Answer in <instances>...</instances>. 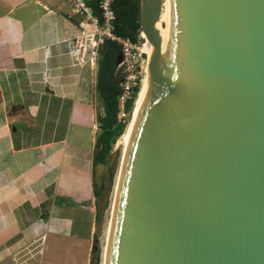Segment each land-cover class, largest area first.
<instances>
[{
    "label": "water",
    "instance_id": "water-1",
    "mask_svg": "<svg viewBox=\"0 0 264 264\" xmlns=\"http://www.w3.org/2000/svg\"><path fill=\"white\" fill-rule=\"evenodd\" d=\"M161 10L104 263L264 264V0H171L166 44Z\"/></svg>",
    "mask_w": 264,
    "mask_h": 264
},
{
    "label": "crops",
    "instance_id": "crops-1",
    "mask_svg": "<svg viewBox=\"0 0 264 264\" xmlns=\"http://www.w3.org/2000/svg\"><path fill=\"white\" fill-rule=\"evenodd\" d=\"M68 10L69 0H0V264H29L49 236L90 257L103 109L97 69L72 58Z\"/></svg>",
    "mask_w": 264,
    "mask_h": 264
},
{
    "label": "trees",
    "instance_id": "trees-1",
    "mask_svg": "<svg viewBox=\"0 0 264 264\" xmlns=\"http://www.w3.org/2000/svg\"><path fill=\"white\" fill-rule=\"evenodd\" d=\"M89 4L93 8L94 14L98 15L97 0H92ZM113 9L115 13V19L113 21L114 34L123 38H129L131 41L136 42L141 30L138 22L139 0H114ZM119 53L120 46L116 41L110 39L105 41L100 50L96 89L98 91L103 114L97 115L100 130L95 141L93 165L106 164L108 158L111 156L113 145L127 130V124H129L125 120L119 118L120 110L117 98L120 93V82L122 79V76L117 71L116 65ZM140 84L141 81L138 79L132 96L126 100L124 104V112L130 115H133L134 112L135 102L141 87ZM100 193L101 188L96 190L95 196H100ZM107 203V200H105L103 206H107ZM100 216L101 207L97 201L96 220H99ZM95 237L96 235L94 234V238Z\"/></svg>",
    "mask_w": 264,
    "mask_h": 264
},
{
    "label": "built area",
    "instance_id": "built-area-1",
    "mask_svg": "<svg viewBox=\"0 0 264 264\" xmlns=\"http://www.w3.org/2000/svg\"><path fill=\"white\" fill-rule=\"evenodd\" d=\"M91 1L69 0L67 15L69 18H75L79 27V34L72 41L71 55L74 62L81 68L93 67L100 57V50L105 41L110 39L117 42L122 57L117 65V71L122 76L117 100L119 116L124 115L125 101L132 96L137 85V67L143 52L140 40H144V37L141 30L136 42L114 34V0H97L98 15L94 14L89 4Z\"/></svg>",
    "mask_w": 264,
    "mask_h": 264
},
{
    "label": "rangeland",
    "instance_id": "rangeland-1",
    "mask_svg": "<svg viewBox=\"0 0 264 264\" xmlns=\"http://www.w3.org/2000/svg\"><path fill=\"white\" fill-rule=\"evenodd\" d=\"M144 40H140L143 44ZM143 51V50H142ZM99 61V59H98ZM98 61L91 68H98ZM148 64V54L144 51L141 52V59L139 60L137 67V76L142 83V79L145 74V66ZM90 67V66H89ZM143 76V77H142ZM136 103V102H135ZM132 115V114H131ZM128 113L120 115L119 118L125 120L130 124L132 117ZM129 124H127L129 126ZM127 127V126H126ZM128 128V127H127ZM120 142V137L113 145L111 156L108 158L105 165H100L97 169V188H101L100 196L96 197L101 207V216L99 220H96L95 235L93 238L89 258L86 257V246L75 244L74 239L64 238L61 241V248L55 250L53 248L54 241L52 237H48L47 241L44 239L40 244L41 250L30 260L29 264H85L86 258L87 264H103V250L106 246L107 226L111 218V207L113 203V195L118 178V171L120 167V161L123 153V146ZM107 200V206H103L104 201ZM110 217V218H109ZM96 239V250L91 253L92 244Z\"/></svg>",
    "mask_w": 264,
    "mask_h": 264
},
{
    "label": "bare ground",
    "instance_id": "bare-ground-1",
    "mask_svg": "<svg viewBox=\"0 0 264 264\" xmlns=\"http://www.w3.org/2000/svg\"><path fill=\"white\" fill-rule=\"evenodd\" d=\"M170 20H171V0H162V10H161V15H160V19L157 23V28L160 30V35H161V42L162 44H166L167 42V39H168V34H169V27H170ZM142 50L145 52V53H150V45L147 41H144L143 44H142ZM149 67H148V64L145 66V74H144V77L142 79V83L140 84L141 87H140V90H139V93H138V97L136 99V103H135V108H134V112H133V115H132V120L127 128V130L120 136V142L123 146V153H122V157H121V161H120V167H119V171H118V178H117V182H116V187H115V190H114V199L112 200L113 203H112V207H111V216H112V210L114 208V204H115V201H116V196H117V192H118V185H119V180H120V173H121V164H122V158H123V155L127 149V145H128V142L130 140V132L132 130V125H133V122H134V118H135V114L139 108V105H140V102H141V99H142V96H143V93H144V90H145V87L148 83V80H149ZM119 142V143H120ZM110 218V217H109ZM111 220V218H110ZM109 228H110V221L108 222V226H107V236H106V246L104 247V250H103V264L104 261L106 260V250H107V241H108V236H109Z\"/></svg>",
    "mask_w": 264,
    "mask_h": 264
}]
</instances>
